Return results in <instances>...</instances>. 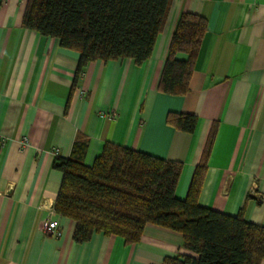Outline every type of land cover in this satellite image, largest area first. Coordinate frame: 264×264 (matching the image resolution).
<instances>
[{"label":"crops","instance_id":"crops-1","mask_svg":"<svg viewBox=\"0 0 264 264\" xmlns=\"http://www.w3.org/2000/svg\"><path fill=\"white\" fill-rule=\"evenodd\" d=\"M26 1L0 0V264L193 255L180 233L154 224L135 243L102 233L74 241V221L53 209L62 180L53 160L69 157L76 138L87 139V166L106 142L181 163L175 197L184 199L212 130L198 203L231 216L243 209L264 226V0H171L148 59L95 60L75 81L78 53L23 27ZM184 12L202 16L206 30L188 91L166 94L157 85ZM169 113L195 115L194 130L168 124ZM47 218L59 235L41 229Z\"/></svg>","mask_w":264,"mask_h":264},{"label":"trees","instance_id":"trees-1","mask_svg":"<svg viewBox=\"0 0 264 264\" xmlns=\"http://www.w3.org/2000/svg\"><path fill=\"white\" fill-rule=\"evenodd\" d=\"M171 0H27L22 26L55 39L60 48L78 53L75 81L95 60L131 58L136 64L151 56ZM206 20L181 13L170 38L158 91L183 95ZM184 53L185 59L177 54ZM167 123L192 132L193 114L169 113ZM211 130L200 164L184 199L175 197L181 163L130 148L104 143L91 166L84 163L87 139H75L69 157L55 156L62 173L54 211L74 221L72 237L89 240L93 233L137 242L147 224L181 234L193 255L165 257L161 264H261L264 226L247 221L243 209L231 216L198 203ZM259 200V199H258Z\"/></svg>","mask_w":264,"mask_h":264},{"label":"built area","instance_id":"built-area-1","mask_svg":"<svg viewBox=\"0 0 264 264\" xmlns=\"http://www.w3.org/2000/svg\"><path fill=\"white\" fill-rule=\"evenodd\" d=\"M110 116H113V114H110ZM41 229L45 231L46 233L59 235V231L57 228V222L54 219L47 218L44 221H42Z\"/></svg>","mask_w":264,"mask_h":264}]
</instances>
